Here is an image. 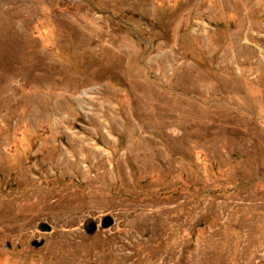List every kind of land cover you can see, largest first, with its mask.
<instances>
[{
	"label": "rangeland",
	"instance_id": "374dc122",
	"mask_svg": "<svg viewBox=\"0 0 264 264\" xmlns=\"http://www.w3.org/2000/svg\"><path fill=\"white\" fill-rule=\"evenodd\" d=\"M0 264H264V0H0Z\"/></svg>",
	"mask_w": 264,
	"mask_h": 264
}]
</instances>
